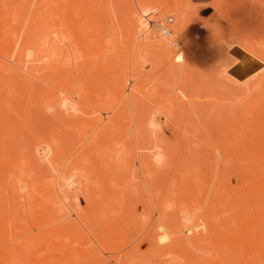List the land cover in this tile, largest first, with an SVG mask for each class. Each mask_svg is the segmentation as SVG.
Masks as SVG:
<instances>
[{"label": "bare ground", "instance_id": "obj_1", "mask_svg": "<svg viewBox=\"0 0 264 264\" xmlns=\"http://www.w3.org/2000/svg\"><path fill=\"white\" fill-rule=\"evenodd\" d=\"M124 1L0 0V264H264V0H152L140 14ZM164 8L185 11L174 24L154 18ZM205 8L215 18L191 33ZM121 18L132 46L118 68ZM227 39L209 51L221 90L203 94L200 49ZM152 56L157 87L140 71ZM19 99L41 131L14 123Z\"/></svg>", "mask_w": 264, "mask_h": 264}, {"label": "rangeland", "instance_id": "obj_2", "mask_svg": "<svg viewBox=\"0 0 264 264\" xmlns=\"http://www.w3.org/2000/svg\"><path fill=\"white\" fill-rule=\"evenodd\" d=\"M126 1H127V0L124 1L125 4H126L127 6L131 5V7H132V8H135V10H137L139 14L141 13V9L144 8V9L147 10V9L153 4L152 0H128V2H126ZM175 1H178V0H169V4H170V5H173V3H174ZM114 3H115V2H114ZM115 4H116V3H115ZM142 5H144V6L141 7ZM115 7H117V6H115ZM114 9L117 10V8H114ZM118 9H119V7H118ZM120 9H121V8H120ZM166 9H167V8H164V9H162V10H157V13H155L156 16L153 15L154 18H155L156 20H158V19H164L165 17H167V16L170 15V16L173 17V20H174L173 23L175 24L176 19H177L176 17L185 11V10H181V11H178L176 14H173V13H170V12L165 11ZM7 10H8V12H7ZM9 10H10V12H9ZM121 10H122V9H121ZM12 11L14 12V10L11 9V8L8 6L7 9H6V11H5V14L8 15V16H10L11 13H12V14L15 13V12L13 13ZM112 11H114V10H112ZM117 11H119V10H117ZM122 11H123V10H122ZM6 12H7L8 14H7ZM25 12L27 13V15H25V14H26ZM31 12H32V7H30L29 10L27 9V11H26V10H25V11H22L23 14L25 13L24 16H23L24 19H25V21H22L23 17H22V18H20V17H21L23 14H22V13L20 14V17H19V18H20V19H19L20 21H17V23H18V22H21V23L23 22V23H22V25H23L22 28H25V27H26V23H28V18L30 19V16H29V15L31 14ZM212 12H213V10H212L211 8H205L204 10H200L199 14L196 15V16H194V17H193V20L191 21V26H190V27H191L192 30L190 29V32L192 33L195 29L200 28V27H201L200 24H202L203 22H205V21H206V22H210V21H212V19L215 18L214 14H212V16L210 15ZM9 13H10V14H9ZM112 13H113V12H112ZM117 13H118V12H117ZM121 13H122V12L120 11L119 14H121ZM158 13H159V14H158ZM167 13H168V14H167ZM114 14H115V13H114ZM6 15H5V16H6ZM98 15H99V14H98ZM112 15H113V14H112ZM122 15H123V14H122ZM158 15H159L160 17H159ZM201 15H203L205 18H201ZM8 16H6V18H7ZM105 16H106V15H105ZM105 16H104V17H105ZM115 17H117V14L114 16V18H115ZM118 17H119V16H118ZM120 17H122V16H120ZM157 17H158V18H157ZM211 17H212V18H211ZM97 18H98V16L95 17V19H97ZM105 18H108V17H105ZM123 18H124V16H123ZM101 20H102V19H101ZM103 20H104V19H103ZM109 20H110V19H109ZM115 20L117 21V19H114V21H115ZM122 20H123L122 18H121L120 20H118V21H117L118 24H116V23H117L116 21L114 22L117 26H113V27H116L115 29H118V34L116 33L118 36L115 35V33L112 31V29H114V28H112V29H111L112 32H110L111 35H112V33H114V37H113V35H112V36H109V37L107 36V35H109L108 32H109V30H110V29H109L110 27H109L106 23H102V24H104V25H102V24L100 23V25H102L101 28H100V26L96 28V29L98 30V32H99V33H98L99 36L101 35V34H100V29L102 30V32L107 30L108 32L106 31L107 33H103V34H105V35L107 34L106 36H107L109 39H110V37H111L112 40H117V41H114V42H113V41L110 39V40H111L110 43L112 42V45H111V46H112V47H111L112 49H111V48H110V49H111L112 51H111L110 49H108V51L110 50V51L112 52V53H110V52H109V53L112 55V58H113V59H112L113 66H115V64L118 62L117 65H116L117 67H118V64L120 63V61H122V60H120V59L125 58L126 55H127L128 59L130 58V57H129V56H130V53H129V52L131 51L130 48H131V46H132V45L130 46V44H129V47H130V48H127V45L125 46L126 49H127L128 51H129V49H130L129 52L126 51V49H125V47H124L125 40L128 39V38H127V36L125 35V33L127 34V32L125 31V30H126V29H125V28H126V27H125V22L123 21V22H124V23H123ZM119 21H120V22H119ZM13 22L15 23V21H13ZM104 22H107V23H108V19H107V20L105 19ZM121 22H122V23H121ZM14 23H13V25H14ZM120 23H121V24H120ZM173 23H172V25H173ZM97 24L99 25V23H97ZM105 24L107 25V28H108V29H107V28H106V29H105V28L103 29V26H106ZM108 24H109V23H108ZM15 25H17V24H15ZM24 25H25V27H24ZM113 25H114V24H113ZM96 26H97V25H96ZM111 26H112V25H111ZM119 26H120V27H119ZM93 28H94V27H93ZM99 28H100V29H99ZM6 29H8L9 31L12 30V29H9V26H8ZM119 29H121V30H119ZM8 30H7V31H8ZM93 30H94V29H93ZM9 31H8V32H9ZM116 31H117V30H116ZM119 31H120V32H119ZM10 32H11V31H10ZM10 32H9V33H10ZM96 32H97V31L93 32L92 34H94V33L97 34ZM102 32H101V33H102ZM95 34H94V35H95ZM98 34H97V35H98ZM105 35H104L103 37H100V38H104V39L106 40V36H105ZM120 35H121V36H120ZM95 36H96V35H95ZM101 36H102V35H101ZM119 36H120V37H119ZM125 36H126V37H125ZM96 37H97V36H96ZM92 38H93V36H92ZM97 38H98V37H97ZM108 38H107V39H108ZM119 38H120V39H119ZM94 39H96V38H94ZM104 39H103V40H104ZM109 39H108V40H109ZM140 39H141V36H140ZM91 40H92V39H90V41H91ZM103 40H101V41H103ZM108 40H107V41H108ZM228 40H229V39H227L226 41H223V42H221V43H218V44H216V45H214V46L208 47V48L200 49V51H201L202 53L199 52V55H200V57L198 58V59H199V60H198V63H199V64L197 65V66L200 67V68H199V69L197 68V70H196V72H195V73H197V74H196V76L193 77V78L195 79L196 77H198L197 80H198V83L200 84V87H201V90H202V91H203V87L205 88L206 85H207V89L209 90V87H210V85H211V87H210L211 90H210V91H214V92H218V93L220 92L221 89H219L218 84H217V85L215 84V85H216V86H215L214 84H212V81H211V79H214V78H215V79L218 80V78H216V77H214V76H213L214 78L212 77V75H213L214 73H212L211 71L214 72V69H213L214 66L212 65V64H213L212 61H210V60H212V59H211V54H210V53L212 52V50L220 49L224 44H226V43L228 42ZM95 41H100V39H98V40H94V43H95ZM101 41H100V43H101ZM126 41H128V40H126ZM91 42H92V41H91ZM105 42H106V41L102 42L103 45H104ZM118 42H119V43H118ZM92 43H93V42H92ZM97 43H98V45H95V46H101V45H99V42H97ZM107 43H108V42H107ZM107 43H105V48H106ZM95 44H96V43H95ZM116 44H117V45H116ZM126 44H127V43H126ZM131 44H132V43H131ZM133 44H134V43H133ZM103 45H102V46H103ZM108 45H109V44H108ZM118 45H119V46H118ZM90 46H91V45H90ZM95 46L93 47V48H95V51H93V52H96V51L99 52L100 50L103 51V50H102V47H101V49L99 50V49H97ZM109 46H110V45H109ZM115 46H116V47H115ZM99 48H100V47H99ZM107 48H108V46H107ZM107 48H106V49H107ZM114 48H115L116 50H115ZM119 48H120V50H119ZM132 48H133V47H132ZM91 49H92V48H91ZM96 49H97V50H96ZM103 49H104V47H103ZM106 49H104V50H106ZM98 50H99V51H98ZM0 51H1V50H0ZM101 51H100V52H101ZM108 51H107V52H108ZM120 51H121V53H120ZM209 51H211V52H209ZM3 52H5V51L3 50ZM104 52H106V51H104ZM104 52H102V53H104ZM115 52H116V54H115ZM126 52H127V53H126ZM207 52H208L210 55H207V54H208ZM0 53H2V51H1ZM109 53H108V54H109ZM119 53H120V54H119ZM206 53H207V54H206ZM4 54L6 55V53H4ZM105 54H107V53H105ZM110 54H109V55H110ZM201 54H203V55H201ZM111 55H110V56H111ZM116 55H117V56H116ZM206 55H207V56H206ZM113 56H114V57H113ZM209 56H210V57H209ZM152 58H153V56H152ZM207 58H208V59H207ZM0 59H2V61H5V58L3 59V56H0ZM209 59H210V60H209ZM115 60H116V61H115ZM123 60H124V59H123ZM140 60H141V58H140ZM153 60H154V61H153L151 64H145L144 66H143V64H142V66H140V67H142V68H140V71H143V72L147 73L145 77H146V79H147L148 81H151V83L149 82V85H150L151 87H157V84H158L159 82L156 83V81H158V80H156V79L154 80V78H155L154 76H159V74H160L161 72H160L159 74L157 73V71H156L157 68H155V66H154V63H155V65H156L155 57L153 58ZM122 62H123V61H122ZM208 62H209V63H208ZM114 63H115V64H114ZM179 63L181 64V62H178V64H179ZM183 63H184V62H182V64H183ZM200 64H201V65H200ZM111 65H112V64H111ZM121 65H122V64L120 63V66H119V67H123V66H124V65H123V66H121ZM151 65H152V66H151ZM113 66H110V67H113ZM116 66H115V67H116ZM201 66H203V67H201ZM115 67H113L112 69L114 70V69H118V68H119V67H118V68H115ZM153 67H154V68H153ZM207 67H208L209 69H208ZM206 68H207V70H206ZM112 69H111V71L114 72ZM121 69H122V68H121ZM118 70H119V69H118ZM118 70H117V71H118ZM158 70H159V68H158ZM203 70H204V71H203ZM115 71H116V70H115ZM159 71H160V70H159ZM143 72H142V75L139 77V79L141 78V80H142V82H143V78H144V80H145V82H146L147 80L145 79V77H143ZM210 72H211V75H210ZM207 73H208V74H207ZM155 74H156V75H155ZM199 74H200V75H199ZM147 75H149V76H147ZM151 75H154V76L151 77ZM187 75H188V74H187ZM202 75H204V77H203ZM209 75H210V76H209ZM216 76H217V75H216ZM153 77H154V78H153ZM211 77H212V78H211ZM185 78H186V79H187V78L191 79V82H192V79H193V78H191V77H189V76H188V77L185 76ZM185 78H183V79H185ZM203 78H204V79H203ZM208 78H209L210 80H209ZM183 79H182V80H183ZM186 79L183 80L184 83H185ZM200 79H201V80H200ZM202 79H203V80H202ZM195 80H196V79H195ZM195 80H193V81H195ZM208 80L210 81V83H209ZM254 80H255V79L250 80L249 83H250L251 81H254ZM148 81H147V82H148ZM213 81H214V80H213ZM215 81H216V80H215ZM189 82H190V81H189ZM201 82H202V83H201ZM206 82H207V83H206ZM217 82H218V81H217ZM217 82H215V83H217ZM184 83H182V86L184 85V86L182 87L183 89L185 88V85L188 83V81H187L185 84H184ZM192 83L194 84V82H192ZM208 83H209V84H208ZM213 83H214V82H213ZM139 84H141V83H139ZM142 84H143V83H142ZM142 84H141V85H142ZM188 84H190V83H188ZM188 84H187L186 87H188ZM193 84H192V86H195V85H193ZM195 84H197V81H196ZM199 84H198V86H199ZM158 85H159V84H158ZM202 85H204V86L202 87ZM208 85H209V86H208ZM217 86H218V87H217ZM220 86H221V85H220ZM140 87L143 88V85L140 86ZM180 87H181V86H180ZM213 87H214V88H213ZM244 87H245V86H241V87L239 86L240 89L237 87L239 90L234 91V93H233V92H228V93H230V94L227 93V98L225 97V98H226L225 101H226V102H229V101H230L233 105L236 104L237 101H238L237 103L241 102V101H242L241 98L243 97V94L245 93V91H243ZM193 88H194V87H193ZM195 88H196L199 92H202V91L199 90V89H200L199 87H198L199 89H198L197 87H195ZM220 88H221V87H220ZM237 88H236V89H237ZM185 90L188 91V90H190V88H189V87H188V89L185 88ZM192 90H193V89H192ZM194 90H195V89H194ZM204 90L206 91V88H205ZM142 92H143V90H142ZM189 92H190V91H188V93H189ZM194 92H195V91H194ZM214 92H213V93H214ZM4 93H5V94H3L4 96L9 95V93H8L7 91H5ZM202 93L205 94L204 91H203ZM202 93H200V94L203 95ZM206 93H207V94H206L207 96H208V93L210 94V92H206ZM192 94H193V93H192ZM196 94H198V92H197ZM211 94H212V93H211ZM201 95H200V96H201ZM206 95H205V96H206ZM212 95H213V94H212ZM212 95H211V96H212ZM215 95H218V94H215ZM215 95H213V96H215ZM198 96H199V94L197 95V97H198ZM211 96H210V97H211ZM224 96H225V94H224ZM237 96H238V97H237ZM201 97L204 98V96H201ZM210 97H209V98H210ZM26 98H27V99L29 98V97H28V94L26 95ZM203 98H202L201 100H204L203 102H205V100H206V102H207L206 104H210L211 107L213 106V104H215V103H214V97H211L210 100H209V98H207V97H205L204 99H203ZM212 98H213V99H212ZM228 98H230V99H228ZM238 98H239V99H238ZM139 99H140V98H139ZM141 99H143V98H142V95H141ZM197 99H198V98H197ZM207 99H208V100H207ZM227 99H228L229 101H227ZM21 100H22V101H20V99H19V102H16L17 104L15 105V110H14V113H13V120H14V123L17 124V125H22V126H24V130H26V129L28 130V129L31 127V128L33 129V131H35V132H37V131L39 132V130L41 131L43 128L40 127L41 129H40V128L37 129V128H38V126H37L36 129H35L34 125H33V126L31 125L30 119H31V115H32V112H33V109H32L31 104L29 103V101H27V102L25 103V101H23V99H21ZM234 100H235V102H234ZM240 100H241V101H240ZM16 101H17V100H16ZM208 102H209V103H208ZM32 103H34V101H33ZM33 124H34V123H33ZM55 126H56V125H55ZM55 126H53V127L51 126V127H50V130L53 129ZM57 129H58V127L55 128V132L53 133L54 135H55V134H58L57 131H56ZM20 130H21V129H18V131H20ZM47 130H48V129H47ZM47 130H46V131H47ZM21 131H22V130H21ZM43 131H44V130H43ZM61 131H62V130L59 128V129H58L59 134H60ZM51 132H52V131H51ZM51 132L48 131V133H51ZM44 133H46V132H44ZM48 133H46V134H48ZM54 135H52V133H51V136H52V137H53ZM52 137H51V138H52ZM54 138H56V137H54ZM18 141H20V142H19V143H20L19 145H21V144L23 143L24 139L22 140V138H21V140H18ZM231 172H234V171H233V170H229V172L226 171V174L228 173V174H227L228 176H230L229 173L232 174L230 177H227V176H226V177H227V178H226V187H229V188L231 189V191H234V188H235V190H237V188H236L235 186H238V185H237L238 183H235V182H236V178H237V176H235V174H234L235 172H234V173H231ZM233 174H234V175H233ZM200 176H202V175L200 174L199 177H200ZM199 177H198L197 179H196V177H194V176H193V177H190V178H189L190 183H191V182L194 183L196 180H199ZM192 178H193V179H192ZM194 179H196V180H194ZM191 180H193L194 182L191 181ZM237 180H238V179H237ZM190 183H189V185H190ZM191 185H192V184H191ZM191 185H190V186H191ZM193 185H194V184H193ZM193 185H192V186H193ZM193 187H194V192H195V193H194V192H193V193H194L195 195H193L192 193H189L190 195H189V194H188V195H189L190 197H192L191 194H192L194 197H196L197 188H196V186H193ZM190 188H191V187H190ZM191 191H193V189H192ZM173 194H174V195H175V194L180 195L181 192H180V193H176V192H175V193H173ZM178 195H177V196H178ZM148 196H149V194H147V197H148ZM175 196H176V195H175ZM190 197H189V200H190L191 202L193 201V203H195L194 200H196V198L192 197V198L190 199ZM192 199H194V200H192ZM82 204H83V203H81V205H82ZM242 204H243V203H242ZM192 205H194V204H192ZM242 206H243V205H242ZM244 208H245V207H243L242 209H244ZM245 210H246V208H245ZM245 210H244V212H246ZM225 214H226V213H225ZM225 214H224V215H225ZM144 215H145L146 218H147V214L144 213V214H143V221H144L143 223H145V221L148 219V218L145 219V216H144ZM143 227H144V226H143ZM143 249H144V247H143ZM237 255H238V254H237ZM237 255H236V257L234 258V260L237 259V260H235V263H236V262L238 263V260H239V264H246V261L242 262V259H241L242 257L238 258L239 255H238V256H237ZM233 264H234V262H233Z\"/></svg>", "mask_w": 264, "mask_h": 264}, {"label": "water", "instance_id": "obj_3", "mask_svg": "<svg viewBox=\"0 0 264 264\" xmlns=\"http://www.w3.org/2000/svg\"><path fill=\"white\" fill-rule=\"evenodd\" d=\"M259 66L258 63L256 62H249L247 64H243L238 68V74L240 76H244L246 74L251 73L252 71H254L257 67Z\"/></svg>", "mask_w": 264, "mask_h": 264}]
</instances>
